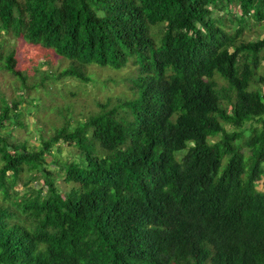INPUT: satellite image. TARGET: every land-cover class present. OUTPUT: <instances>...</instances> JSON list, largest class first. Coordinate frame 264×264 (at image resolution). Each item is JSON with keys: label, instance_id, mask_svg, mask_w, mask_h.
Listing matches in <instances>:
<instances>
[{"label": "trees", "instance_id": "1", "mask_svg": "<svg viewBox=\"0 0 264 264\" xmlns=\"http://www.w3.org/2000/svg\"><path fill=\"white\" fill-rule=\"evenodd\" d=\"M263 23L264 0H0V44L67 60L27 74L0 45V264H264V36L239 38Z\"/></svg>", "mask_w": 264, "mask_h": 264}, {"label": "rangeland", "instance_id": "2", "mask_svg": "<svg viewBox=\"0 0 264 264\" xmlns=\"http://www.w3.org/2000/svg\"><path fill=\"white\" fill-rule=\"evenodd\" d=\"M231 25L230 22H228V25L225 28H229ZM263 37L264 36V23L260 26H249V30H246L241 33L239 38H244L247 37V39L255 40L258 37ZM1 47L2 50H14L13 53L16 57V62L15 66L23 70L27 74L32 73V67L37 66L40 70H48L50 72H54L62 68L64 65H66L67 60H63L57 56V54L53 53L52 49H47V48H42L39 45H35L32 43H29L27 40H24L20 37H11V36H6L2 35V40H1ZM47 59V64L42 63V60ZM134 67L133 64H126L125 68L122 67V69H116V75L115 79L122 78L123 76L127 75L124 74L123 72L127 70H131ZM86 71L90 72L91 74H95L98 80H101L104 78V75L112 73V70L107 67L103 66H97L95 64L88 65L86 67ZM30 80V78H28ZM219 81H222L221 79ZM16 79L13 74L6 70H1L0 71V88L1 91L5 93H11L12 96H15L16 94L21 92V89L15 87ZM75 79H70L69 77H63L61 79H57L55 84L57 87H60L61 85H64L65 88H72V85H76ZM111 85V86H108ZM85 89L82 91V94H88L92 93L95 94L97 97H102L103 94H109L114 98L113 101H115V96L117 94V90L120 88V85H114V83H108L105 88L99 89L96 88L94 84H86ZM122 89L125 92V96L129 94L127 88L123 85L122 83ZM261 90L264 91V84L261 85ZM67 91V90H66ZM29 94H39L38 96L42 99H45L49 101L48 96H46L42 92L41 86H37L35 88H32L29 91ZM90 94V95H92ZM68 92V97L61 98L59 97L58 94H56L54 100L50 103L52 105L56 104L57 102L61 100H64L63 102L68 104V110L70 111L71 114L76 115V111L80 108V105L78 104L76 98H78L79 101L84 102L82 105L83 107L85 106V97L83 95L76 98L72 96ZM112 101V100H111ZM87 103V101H86ZM46 112L47 117H52V120L54 121L55 124L59 123L60 119L62 121V116L58 114L55 109L47 111ZM39 113V112H37ZM40 114V113H39ZM27 118L31 120V114H26ZM59 117L58 121L57 118ZM82 118V116H80ZM32 127V125H30ZM49 129V128H47ZM36 134V129L32 128L31 131H25L23 128H20L18 135L20 137L23 136H28L29 139L31 140V143H37L38 141L34 138V135ZM59 144L61 149L58 151V154L60 156H63L64 159H67L70 157V154L68 153V144L64 143V141L59 140ZM73 152V149H72ZM41 171H37V174H40ZM263 176L260 178L259 182L257 183V187H260L261 184V179ZM41 179L37 181V184H39ZM16 189L21 188V184L18 182L15 185Z\"/></svg>", "mask_w": 264, "mask_h": 264}, {"label": "clouds", "instance_id": "3", "mask_svg": "<svg viewBox=\"0 0 264 264\" xmlns=\"http://www.w3.org/2000/svg\"><path fill=\"white\" fill-rule=\"evenodd\" d=\"M178 153H176L175 155H177Z\"/></svg>", "mask_w": 264, "mask_h": 264}]
</instances>
